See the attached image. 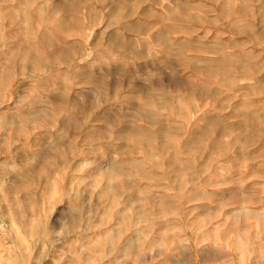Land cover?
Wrapping results in <instances>:
<instances>
[{"label":"rangeland","instance_id":"374dc122","mask_svg":"<svg viewBox=\"0 0 264 264\" xmlns=\"http://www.w3.org/2000/svg\"><path fill=\"white\" fill-rule=\"evenodd\" d=\"M171 191L264 205V0H0V264H188Z\"/></svg>","mask_w":264,"mask_h":264},{"label":"crops","instance_id":"0c3cea01","mask_svg":"<svg viewBox=\"0 0 264 264\" xmlns=\"http://www.w3.org/2000/svg\"><path fill=\"white\" fill-rule=\"evenodd\" d=\"M180 198L171 191L160 193L156 199L161 205L169 202L170 210L190 212L186 221L191 228H196V233L186 236L184 249L188 264H264V220L257 219L264 217V205L252 212L253 219H233L231 222L219 219L210 228L209 206L204 201L194 204L193 197L185 202ZM195 210H201L202 214L194 216Z\"/></svg>","mask_w":264,"mask_h":264}]
</instances>
